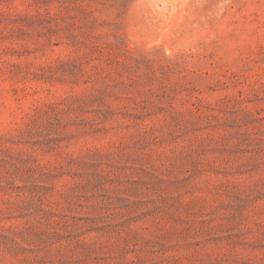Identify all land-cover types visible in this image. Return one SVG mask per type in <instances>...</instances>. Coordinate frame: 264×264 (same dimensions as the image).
Returning <instances> with one entry per match:
<instances>
[{"label": "rangeland", "instance_id": "1", "mask_svg": "<svg viewBox=\"0 0 264 264\" xmlns=\"http://www.w3.org/2000/svg\"><path fill=\"white\" fill-rule=\"evenodd\" d=\"M0 264H264V0H0Z\"/></svg>", "mask_w": 264, "mask_h": 264}]
</instances>
